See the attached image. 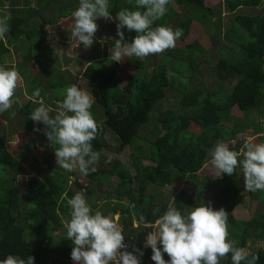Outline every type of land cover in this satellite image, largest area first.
Wrapping results in <instances>:
<instances>
[{"label":"trees","instance_id":"obj_1","mask_svg":"<svg viewBox=\"0 0 264 264\" xmlns=\"http://www.w3.org/2000/svg\"><path fill=\"white\" fill-rule=\"evenodd\" d=\"M55 1L50 0L48 6ZM209 1L211 0H172L168 5L169 12L167 11L160 20H157L153 27L167 25L173 29H183V35L178 40L185 44L184 47L178 48L187 56L176 60L174 64H181L184 69L183 74L189 73L190 76L197 71L193 64L205 53L202 43L190 37L196 24H199L205 35L214 42L220 43L225 39L229 44L238 47L237 51L231 47L221 48L222 57L215 68L221 86L239 78L224 101L215 99L223 96L219 92L209 91L208 88L188 89L186 80L188 78H184V82L180 85L173 76L171 79L166 78V73L169 71L164 65L155 67L152 72H145L144 68L148 63H138L137 73L128 77L127 84L123 88L112 84L116 79L117 71H111L103 80H98L100 74L94 59L88 61L83 75L84 79L92 82L89 88L94 99L91 112L99 127L97 138L92 143L93 149L99 151L101 155L95 165L96 171L77 178L74 186L89 197L94 194L92 181L99 179L106 183L112 177L118 178L120 182L116 188L115 199L107 201L106 209H99L98 204H94L93 213L97 209L104 215L113 216L120 213L125 241L132 242L133 252L135 249L143 252L142 256L140 252H135L141 264H155L151 259L152 249L144 247L146 236L152 229L134 224V218L138 219L143 213L148 221L154 223L169 206L162 204L159 208L154 204L153 197L150 199L146 197L147 188L151 185L163 188L171 186L177 192L173 200L174 207L182 212L202 204H208L214 209L216 204L217 210L223 208L228 213V224L235 229L232 230V234L235 239L237 238V246L248 248L249 240L264 242V212L256 213L248 221L236 220L233 214L236 201L243 192L252 200H260L258 192L245 191L240 168H237L231 176L224 174L222 178H205L200 182L197 181L199 173L211 159L209 150L217 141L228 142L231 150L239 152L231 141H239L238 134L241 130L224 126V120H228L230 116L243 119L252 110H260L264 104V12L256 13L257 9L263 6L264 0H226L225 6L233 15L238 11H245L243 14L233 16L231 23L225 25L226 30L221 17L223 9L221 2L214 6L209 4ZM109 4L112 16L125 8L136 10L135 0L131 2L109 0ZM175 6L185 10L184 16L177 12ZM24 11L26 13L22 16L10 17L8 21L10 31L6 34V41L0 40V58L10 55L12 48L20 45L19 43L25 45L26 54L17 70L31 88L29 94L33 96V92L40 89V96H29L27 104L20 107L21 114L26 120L22 121V125H17L19 129L16 127L14 131L9 132L4 126L3 132L0 133V167L7 170L15 166V169L11 168L12 176L2 174L0 177V259L6 258L9 254L21 257L31 255L35 257V264H72L71 252L74 246L72 242L65 238L58 246L53 243L49 235L44 234L61 230L63 216L70 219L67 200L75 193L70 186L69 177L62 172L63 169L57 167L54 147L52 146V153H49L50 160H44L45 168L42 167V162L36 153L37 140L42 138V123L34 122L29 116L34 106L41 100L46 102L49 94L56 89L54 83L48 81L49 79L46 83L37 81L36 73L34 74L32 69V64L40 54L34 55L31 48L35 46L43 48L44 43L50 40V33L46 29H26L29 22L35 17L39 18L42 8L24 9ZM175 17L179 20L173 27L172 22ZM136 35L135 31L127 30L126 42H131ZM242 35L244 40L247 36L249 40L239 42ZM39 40H41L39 44L35 43ZM161 56L164 62L175 59L170 53ZM49 58L52 61L56 60L50 52ZM0 66L7 69L15 67L4 63ZM67 85L64 84L61 88ZM167 90H176L182 94L178 105L185 112L184 114L178 115L171 110L166 112L158 110L153 113L157 105L166 98ZM54 98L51 106L53 109L57 108L59 100H63L64 97L59 98L58 94H54ZM98 107L102 110L97 111ZM235 110L243 113L242 116L240 113H235ZM152 113L155 114L157 124L152 132L154 139L150 143L149 154H144V148L139 143L140 133L151 121ZM5 117H2V120H5ZM6 118L5 122L10 119ZM101 122L104 126L102 128ZM10 126L13 127L11 124ZM37 128L40 131L34 130ZM103 128L112 131L118 139V154L128 146L134 147L133 170L128 169L118 159L111 164L104 163L101 156L109 144L106 130ZM191 130L195 133L190 132ZM163 131L165 133H162ZM188 131L192 135L189 136ZM28 134L29 138H27ZM23 138H27L28 144L21 141ZM259 138L260 136L255 138L257 143ZM12 139L21 141L19 149L23 151L19 158L8 149L7 145ZM28 155L33 159L37 157L35 164L29 165V169L30 167L33 169L32 171L30 169L32 176L28 178L22 194V188L17 182L18 176L25 172L23 164L26 163L24 160ZM143 157L150 158L154 165H145ZM104 177L105 179H101ZM182 184L192 186L193 192L180 188ZM107 196L111 198L113 193L107 192ZM126 200L134 203L135 207L131 208ZM20 220L25 223L22 224ZM27 231L34 233V237L28 238ZM252 254L259 255L257 264H264V250H256ZM164 259L170 258L164 254ZM220 264H232L231 255L222 259Z\"/></svg>","mask_w":264,"mask_h":264},{"label":"clouds","instance_id":"obj_2","mask_svg":"<svg viewBox=\"0 0 264 264\" xmlns=\"http://www.w3.org/2000/svg\"><path fill=\"white\" fill-rule=\"evenodd\" d=\"M170 3L172 0H135L136 10H120L115 16L119 39L114 38V45L109 49L110 59L119 63L135 57L142 61L150 55L174 49L183 29L163 25L153 27L167 13ZM109 8V0H79L78 8L72 13L74 23L70 31L71 38L78 41V47L82 44L88 49L93 45L99 29L97 19H114ZM9 20L8 15L0 17V40L6 41V34L10 31ZM125 28L137 33L131 42L125 40ZM173 75L168 72L166 78L171 79ZM20 80V74L14 67L0 66V114L16 104L23 107L16 96ZM33 96L39 97L40 89H36ZM63 96L55 115H51L52 110L40 101L29 119L46 126L44 132L54 147L57 167L67 172L78 170L87 176L96 171L95 165L101 155L93 149L92 143L99 132L91 112L94 99L77 84L68 86ZM100 124L102 128V122ZM34 130L40 131L38 128ZM209 152V175L213 179L222 178L224 174L231 176L240 168L245 191H264V143L249 141L237 152L221 140ZM67 205L70 219L62 223L66 239L74 245L71 259L76 264H141L135 252H140V256L143 252L126 250L128 244L115 221L116 214L112 217L104 215L99 209L93 213L84 191L76 192L67 200ZM134 224L152 229L146 236L144 247L152 249L151 259L155 264H220L229 254L232 264H257L259 260V255L237 246L238 242L229 238L228 213L223 208L215 210L208 204H202L182 212L170 204L154 223L141 213L138 219L134 218ZM165 253L169 260L164 259ZM0 264H35V257L9 254L0 259Z\"/></svg>","mask_w":264,"mask_h":264},{"label":"rangeland","instance_id":"obj_3","mask_svg":"<svg viewBox=\"0 0 264 264\" xmlns=\"http://www.w3.org/2000/svg\"><path fill=\"white\" fill-rule=\"evenodd\" d=\"M17 1L15 5L22 4V7L25 9H30L31 7L34 8L32 0H14ZM121 1V0H120ZM130 1V0H128ZM50 0H38V8H43L41 11L39 18H34L35 21L31 23L30 27H38L40 24L44 23L47 26L51 27L52 24L56 23V26L54 28H50L49 30H53L55 32L54 35L50 34L52 37L51 40H47L44 43L43 48H40L39 46H35L31 48V51H33L34 55H39V58H37L34 63L32 64V69H34L33 73H36V80L39 82L46 83V80L49 82L54 83L55 85V92H52L49 94V98H47L46 102H43L47 107H49L52 111L50 112L51 115H55L56 108L53 109L51 106L53 103L54 94H58V97L61 98L63 96L64 90L69 86V84H77L79 87L83 88L87 92L90 93L89 88L91 86V81H88L83 78L87 62L90 59H94L95 57V66L98 69V73L100 74V78L98 80H103L104 76L107 75L111 71H117V76L115 81L112 83L114 86H118L119 88H123L128 81V77L137 73V67L138 63H148L147 66L144 68L145 72H152L155 67H159L164 65L169 72L174 73L173 78L174 80L180 85L182 82H184V78L188 81V89H194L198 87H205L210 89L211 92H219L221 96L223 97H216L215 99H221L224 101V99L228 96L229 92L232 90L234 85L238 82L239 78L233 79L232 83H226L224 86L220 85V82L216 76L215 68L222 57L221 55V48L228 47V48H234L235 51L238 50V47L235 45H231L223 39L220 43L214 42L210 39V37L206 36L204 31L202 30V27L199 24H196L195 29L191 32V38L198 39L205 49V53L202 54L193 64V67H196L197 71L195 73H192L191 76L189 73H184L183 66L181 64L175 65L174 63L176 60H179L183 57V59L187 56L185 53L179 50L178 47H184L185 43H180L179 40L176 42V47L174 49L166 50L161 55H164L166 53H170L175 59L171 62H164L163 56L156 54V55H150L144 60H138L137 58L133 57L131 59H125L122 62H115L110 59V52L109 49L114 45V38L119 39V36L117 35V23L118 20L115 19V16L113 20H105L103 18L97 19V24L99 25V29L96 33V36L94 38L93 45L85 49L84 46L81 44L78 47V41L75 38H71V26L74 23V20L72 18V13L78 8L79 6V0H57L55 2H51L50 6L48 7V3ZM221 2V7L223 8L221 11V17L223 19L224 28L226 24L231 23V18L237 14H243L245 11H238L235 15L233 13L229 12L226 5V0H216V1H209V4H219ZM1 3L4 2L1 1ZM112 7V6H111ZM171 8V5H170ZM175 9L177 12L184 16L185 10L182 8L175 6ZM133 10V9H132ZM168 8V12H169ZM3 12V13H2ZM0 17L4 15L12 14V11H6L2 10ZM264 12V3L263 6L259 7L256 11V13L260 14ZM26 11H21L20 16H22ZM255 14V15H258ZM43 16L44 21H39V19ZM179 18H174L172 22V26L174 27L176 23L178 22ZM165 26V25H164ZM167 26V25H166ZM29 27V25H26L27 30H32ZM227 28V27H226ZM226 28L224 30H226ZM233 28H235L233 26ZM127 28L124 29V33H126ZM223 32V31H222ZM235 39V38H234ZM246 42L249 40V37L245 38ZM244 36L242 35L239 42H245ZM41 40L35 41V43L39 44ZM20 45L15 47L13 53H11L8 56H5L4 58H0V65L3 63L8 65L15 66L14 68L17 70L19 65L23 62L24 56L26 54V47L19 43ZM74 45V48H70V46ZM65 51H60L61 49H65ZM94 51V52H93ZM49 52L53 54V56H57L58 58L53 61L49 58ZM97 62H100L99 64ZM27 70V69H26ZM30 70V68H29ZM18 71V70H17ZM43 72L45 74L43 75ZM20 85L16 90V96L18 97L19 101L22 102V104H27L29 101V96L33 97L29 94V91H31V88L27 86L24 78L20 75ZM64 84H68L67 86H64V88H61ZM95 86V85H93ZM60 88V89H58ZM227 95V96H226ZM64 97V96H63ZM182 97V94L176 90H167L166 98L157 105L156 111H173L175 114H184L185 112L182 110V108L178 105L180 98ZM60 99L59 101H61ZM42 101V100H41ZM39 104L34 106V109L38 107ZM97 111L102 110L100 107L96 109ZM22 110L20 108L19 104L14 105L9 111L0 114V133L3 132L4 126L8 129L9 132L14 131V129L19 127L20 124H23V120H26L23 115L21 114ZM12 113H15L13 115ZM151 114L150 117L151 121L148 125H146L141 133H140V140L139 143L144 148V154H149V148L150 143L153 141V131L154 127L156 126L155 121V114ZM235 113H240L242 116L243 113L238 112L235 110ZM10 118L7 122L5 120L6 117ZM2 117H5V120H2ZM228 120H224V126L229 127L230 129L238 128L240 129V134H238V140L239 141H231L232 144L236 145L237 150H241L243 145L246 142H255L257 143V136H260L259 143H264V104L259 109L252 110L247 117L243 119H238L236 117H228ZM227 121V122H226ZM10 124L13 126L11 127ZM11 127V128H10ZM102 127H104L102 125ZM46 126L42 124V138L37 140V146H36V153H38V157L40 159V162H42V167L45 168L46 164L44 160H50V154L52 153V145L48 141L45 130ZM106 132V139L108 140L109 147L103 150V154L101 158L104 160L105 164H111L115 160H120L123 162L128 169L133 170L132 166V153L134 152V147H126L125 150L118 154L117 148L119 146V141L117 140L114 133L108 129ZM258 130V131H257ZM190 132L195 133L193 130ZM189 133V136L192 135ZM238 132V131H237ZM162 133H165L163 131ZM259 133V134H258ZM30 135H27V138H29ZM27 138L21 139L22 142L28 144ZM21 141L12 139V142L8 143V149L13 155L17 158L20 157V153L23 150H20ZM229 145V143L227 142ZM15 147V148H14ZM15 149V151H14ZM36 157L34 159L32 157L26 156L25 164H23V169L25 172L23 174H20L18 176V184L22 188V194L23 190L26 186V182L28 178L32 176L30 174L33 170L31 167L29 169L30 164H35ZM144 158V157H143ZM243 158V157H242ZM22 159V158H21ZM143 162L145 165H154V163L150 160V158H144ZM41 167V166H40ZM15 169V166L10 167V169H4L3 167H0V177L2 176H12L13 171L12 169ZM211 171V165L210 161L206 164V167L199 173L198 180H203L205 178L213 179V177L210 174ZM64 174H66L67 177H69L70 180V186L74 190V193L78 192V189L74 186V181L82 176L79 171L74 172H67L65 170L62 171ZM20 177V178H19ZM101 179H105L101 178ZM119 180L117 177L110 178V181L103 183L99 179L92 181L91 185L94 189V194L92 196L86 197L87 203L91 206L93 210L94 204H98L99 209H106V203L109 199H115V193L116 188L119 184ZM180 183V182H179ZM178 184V183H176ZM189 185L182 184L180 188L184 189L186 188L188 191L193 192V187H189ZM181 189V190H182ZM212 190V189H211ZM107 192L113 193V196L110 198L107 196ZM258 195H260V200H252L249 195L246 193H242L239 198L236 201L235 210L233 212L234 217L236 220L241 221H248L250 220L256 213L258 212H264V201L261 199H264V191H257ZM175 195V192L173 191L172 187H156V186H149L146 191V197L150 199V197L154 198V204L160 208L162 203H167L168 205L173 204V196ZM86 196V195H85ZM147 199V200H149ZM102 200V201H101ZM101 201V202H100ZM100 202V203H99ZM127 203H129L128 200H126ZM131 208L135 207L134 203H129ZM215 210H217L218 205H214ZM112 217V214L110 215ZM69 219L68 217L63 216L62 221ZM22 224L25 223V221L20 220ZM234 228L229 225V238L237 241V238L232 234V230ZM235 230V229H234ZM45 235H49V237L53 240V243L55 245H60L62 240L66 238V230L64 227L59 230L56 233H50L47 232L44 233ZM34 233L27 231L26 236L28 238L34 237ZM161 248L162 246L159 245ZM248 250L250 253L256 251V250H264V242L255 241V240H249L248 242ZM166 254V253H165ZM227 258V257H225ZM223 258V259H225Z\"/></svg>","mask_w":264,"mask_h":264},{"label":"crops","instance_id":"obj_4","mask_svg":"<svg viewBox=\"0 0 264 264\" xmlns=\"http://www.w3.org/2000/svg\"><path fill=\"white\" fill-rule=\"evenodd\" d=\"M1 1L2 2H4V5H3V3H1ZM57 1V0H56ZM17 1H14V0H0V14H1V12H2V10H6V11H12V14H9L8 16H10V17H19L20 16V12L21 11H24V7H22V4L20 3V4H18V5H15V3H16ZM32 2H33V6H35L34 8H38L39 7V5H38V0H32ZM50 6V5H49ZM48 6V7H49ZM32 8V7H31ZM42 10H43V8H42ZM3 13V12H2ZM43 20H44V18H43V16L41 17ZM39 19V20H42V19ZM33 22H37V21H35V20H32L31 22H29V27H30V25H32L31 23H33ZM43 26H45V28H42ZM47 25L46 24H44V23H42V24H40L38 27H33L32 28V26L30 27L31 29H34V28H36V29H43V30H48V29H50L51 27L52 28H54L55 26H56V23L55 24H52L51 25V27H46ZM42 30V31H43ZM50 34H52V35H54L55 34V32L51 29V30H49L48 31ZM54 33V34H53ZM51 36H50V40H51ZM25 46V45H24ZM17 48V47H16ZM70 48H74V45H72V46H70ZM14 49H15V47H13L12 48V50H11V53H13V51H14ZM66 50V48L65 49H61L60 51H65ZM94 52V51H93ZM10 53V54H11ZM39 58V57H38ZM55 58L57 59L58 57L57 56H55ZM96 58V57H95ZM95 58H94V60H95ZM87 64H88V62H87ZM87 66V65H86ZM201 180H199L198 182H200ZM171 187V186H170ZM174 191V190H173ZM175 192V195L173 196V200H174V197L176 196V194H177V192L176 191H174ZM163 205H165V204H167V203H162ZM161 204V205H162ZM168 205V204H167Z\"/></svg>","mask_w":264,"mask_h":264},{"label":"built area","instance_id":"obj_5","mask_svg":"<svg viewBox=\"0 0 264 264\" xmlns=\"http://www.w3.org/2000/svg\"><path fill=\"white\" fill-rule=\"evenodd\" d=\"M115 221L117 224L120 226L122 231L124 230V225L120 222V214L115 215ZM126 242V241H125ZM128 244V248L126 249L127 251H133V244L132 242H126Z\"/></svg>","mask_w":264,"mask_h":264},{"label":"water","instance_id":"obj_6","mask_svg":"<svg viewBox=\"0 0 264 264\" xmlns=\"http://www.w3.org/2000/svg\"><path fill=\"white\" fill-rule=\"evenodd\" d=\"M71 263H72V264H76V262H74L72 259H71Z\"/></svg>","mask_w":264,"mask_h":264}]
</instances>
